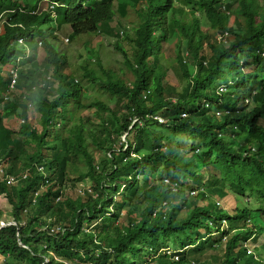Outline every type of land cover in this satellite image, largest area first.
Returning <instances> with one entry per match:
<instances>
[{
  "label": "trees",
  "instance_id": "trees-1",
  "mask_svg": "<svg viewBox=\"0 0 264 264\" xmlns=\"http://www.w3.org/2000/svg\"><path fill=\"white\" fill-rule=\"evenodd\" d=\"M41 1L0 0V196L14 222L0 226L4 264H264V0H62L56 18ZM64 26L125 41L111 47L119 69L85 41L81 75L67 73ZM18 38L39 39L42 59H17ZM83 180L89 189L64 194ZM215 198L237 202L227 211ZM207 250L220 253L201 260Z\"/></svg>",
  "mask_w": 264,
  "mask_h": 264
},
{
  "label": "rangeland",
  "instance_id": "rangeland-1",
  "mask_svg": "<svg viewBox=\"0 0 264 264\" xmlns=\"http://www.w3.org/2000/svg\"><path fill=\"white\" fill-rule=\"evenodd\" d=\"M41 8L43 10L46 9V3L45 2H43L41 4ZM117 19H119V17H118V14L116 13L114 18L110 21V25L112 27H116L115 21ZM135 20H136V18L134 16L133 11L128 10L127 15L123 18H120L119 22L123 25L125 31L128 32L129 29L135 24ZM69 31H70V29L68 26H65L61 30H59V32H58V36H60L59 49L60 50L65 49L66 53L69 55L68 62L70 63L69 64L70 68L66 69V72L68 73L69 70H75L76 76H80V71H79L80 69L78 68V65L81 64L82 58L78 56V53H81V55L85 54V50L83 49V46H82L85 41L87 43H90L91 47H94V48L99 50V52L102 54V57L100 56V58H101V61L104 65L111 66V67H114L116 69H119V67L121 66L122 58H121L120 54L115 53L111 47L114 46L115 43H117L122 48L129 50V45L126 44L125 41L121 40V38H116V37H111V36L82 35L73 41L66 40V37H67V34L69 33ZM116 41H118V42H116ZM173 48L174 47L172 44L163 43V53L165 56L166 65H167L168 60H171L173 55H174ZM24 53L25 54L27 53L29 55L34 53L35 58H37L38 60H41L43 57V51H42V49H40V45H38L37 49L34 52H32V50L31 51L25 50ZM167 67L169 68L168 77H167L168 78V84L172 85V86H176V88L178 89V87H180V82L173 75L172 63H169L167 65ZM127 77L131 78L130 74H127ZM84 90L85 91H87V90L91 91L92 87L90 85H88L86 88H84ZM11 93H13V91ZM89 112H91V111L90 110L84 111L85 114L89 113ZM29 115L34 116L35 112L30 111ZM155 117H157L159 121H163L162 117H160V116H155ZM35 119H36V115L32 121L35 122ZM19 123H20V120L18 117H11L5 121V126H8L11 129H17L19 126ZM35 126L39 127V124L35 123ZM123 138H124V135H122V139ZM94 155H97L96 152H94ZM85 181L84 180L79 181V182H76L75 184H72V185L66 183L65 188H64V194L68 197L73 198L76 195V192H78V191L81 192L82 187H87L89 189V185ZM186 184L189 185L190 181L188 180ZM189 194L194 195L195 193L189 192ZM215 199H217L218 204L220 206L224 207L227 211L230 210V207L232 204L235 205L237 202V201H235V202L231 201L229 198H226V201H224L222 199H218V198H215ZM0 210L2 211L1 220H3V221L9 220L10 207L2 195L0 196ZM9 223H11V221L5 222V223H3V225H7ZM223 227H224V223H223ZM262 241H264V234L259 236V242L260 243L257 246L258 251H261L264 249V245H263ZM252 246L254 247V249L253 248H251V249H253V251L257 254L258 251L256 252L255 244H253ZM215 253L219 254L220 251L219 250L207 251L206 255H204L201 258V260H203L204 258H207L209 255H212ZM5 259H6V256L0 255V264H4ZM151 264H153V263H151Z\"/></svg>",
  "mask_w": 264,
  "mask_h": 264
},
{
  "label": "clouds",
  "instance_id": "clouds-1",
  "mask_svg": "<svg viewBox=\"0 0 264 264\" xmlns=\"http://www.w3.org/2000/svg\"><path fill=\"white\" fill-rule=\"evenodd\" d=\"M22 0H19V2H21ZM43 2H45L46 3V9H44L45 11H47V10H49V14H50V17H52V18H56L57 17V15H56V12H55V10H54V7L55 6H62V0H42L41 2H40V4H39V9H38V11H40V10H43L42 8H41V4L43 3ZM83 1L82 0H80L78 3H75L73 6H75V5H77V4H79V5H83V3H82ZM68 4H66V6H67ZM115 8V7H114ZM3 23V21H1L0 20V30H2V27H1V24ZM65 27V26H64ZM69 27V26H68ZM70 29V28H69ZM70 32V31H69ZM59 37V42H60V36H58ZM33 40H35V44H37V46L38 45H40V40L39 39H34V38H32ZM18 41H20V42H22L20 45H16L15 46V48L17 49V54H16V56H17V59H20L21 58V56L22 55H26L25 53H24V51L25 50H27V51H30V49H29V46L31 45V44H33V45H35L33 42H31V41H29V40H25V38H18L17 39ZM66 40H71V41H73V40H75V39H73V38H71L70 37V35H69V33L67 34V37H66ZM22 52V53H21ZM29 55V54H28ZM30 56V55H29ZM25 57V56H24ZM105 67H107V68H114V67H111V66H106V65H104ZM78 68L80 69L79 71H81L82 70V68H80L79 67V65H78ZM2 71H4V67H3V70ZM71 73H73L74 74V76L76 77V75H75V70H71ZM9 74H10V76H11V81H10V84H9V94L14 90V85H15V80H16V74H17V72L15 71V69L14 68H12V69H10L9 70ZM81 75V74H80ZM44 78H45V83H46V85L47 86H49V85H55L56 84V76H55V74H54V71H53V68H49V69H47L46 71H45V73H44V76H43ZM85 87L83 86V89H84ZM218 90L219 91H224L225 90V87H224V85H220L219 86V88H218ZM12 94V93H11ZM215 113H218V111H216ZM4 171H3V168H2V166L0 165V173L2 174ZM5 177L7 178V181H9V182H14L15 181V179H14V177L12 176V175H5ZM163 182L165 183V184H168L169 182H168V179L167 178H165V179H163ZM9 221H11V223H14V222H12V220H5V221H3V220H0V226H4L3 225V223H5V222H9ZM10 224V223H9ZM243 246L244 247H246L247 248V253H250V254H253V256L255 257V258H258L257 256H256V253H254V251H253V247H251V246H247V244L246 243H244L243 244ZM251 248H253V249H251ZM208 251V250H207ZM206 251V252H207ZM167 252H168V254L170 253V250H167ZM206 252H205V254H203L201 257H200V259L204 256V255H206ZM173 258L174 259H177V256H173ZM207 258H209L210 259V256H208ZM194 260H192V259H190V262L192 263Z\"/></svg>",
  "mask_w": 264,
  "mask_h": 264
}]
</instances>
